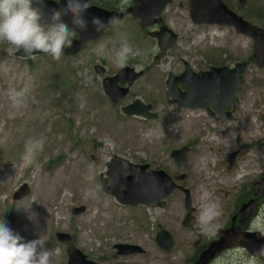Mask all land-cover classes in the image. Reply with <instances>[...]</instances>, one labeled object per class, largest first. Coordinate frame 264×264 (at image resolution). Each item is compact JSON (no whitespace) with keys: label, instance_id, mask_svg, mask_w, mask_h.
Instances as JSON below:
<instances>
[{"label":"rangeland","instance_id":"374dc122","mask_svg":"<svg viewBox=\"0 0 264 264\" xmlns=\"http://www.w3.org/2000/svg\"><path fill=\"white\" fill-rule=\"evenodd\" d=\"M224 1L239 14L249 13V8L264 10V0H247L242 7L238 0ZM91 3L118 9L132 6V0ZM160 17V24L141 29L139 19L129 15L77 56L61 55L59 60L48 54L18 58L15 46L0 41V219L24 241L45 236L53 264L68 261L66 245L55 237L58 232L69 234L75 247L98 264H182L201 231L197 217L202 192H210L219 204L222 215L216 223L224 224L243 190L264 173V69L252 59V39L229 27L195 25L188 0H170ZM160 26L176 34L177 40L156 64L158 46L149 33ZM125 41L140 54L123 67L143 75L125 99L113 104L103 92L102 80L123 68L115 62V53ZM101 45L107 55L98 54ZM242 62L247 71L236 93L239 108L232 120L220 123L202 109L178 110L167 102V76L181 74L185 64L197 73ZM95 65L104 67L105 73L96 74ZM25 85L29 91L23 105L13 107L7 92ZM135 100L151 105L156 118L123 115L121 109ZM39 138L45 141L43 150L32 165L21 169L26 141ZM183 146L189 153L186 166L179 168L170 152ZM112 156L148 164L171 177L184 174L185 181L178 184L190 191L194 208L188 227L181 225L186 210L184 194L178 190L162 209L120 205L104 194L100 176L106 178V163ZM23 184L29 193L13 199ZM81 206L85 211L74 216L72 210ZM259 216L264 218V205ZM158 225L175 240L172 250L157 244ZM123 243L138 245L144 253L116 256L113 246ZM218 264L264 262L236 252Z\"/></svg>","mask_w":264,"mask_h":264},{"label":"water","instance_id":"95a60500","mask_svg":"<svg viewBox=\"0 0 264 264\" xmlns=\"http://www.w3.org/2000/svg\"><path fill=\"white\" fill-rule=\"evenodd\" d=\"M88 1V0H87ZM65 0H44L45 14H49L50 9L63 8ZM170 0H132V6L124 12L105 10L96 6H89L83 14L84 19L88 21V27L85 31L75 29L77 38H72V46L63 49V56L74 57L82 52L87 44L100 40L105 32L112 26L109 25L104 31L96 32L91 25L93 16L100 17L104 21L115 18L121 20L126 14L139 19L141 29L149 28L161 23L160 14L168 5ZM247 0H238V5L243 6ZM190 9V18L195 25H217L232 27L237 34L247 36L252 39L254 44L253 61L264 69V30L245 21L241 16L230 10L222 0H188ZM64 22L71 25V17L64 16ZM151 38L156 39L159 54L154 62L157 64L160 56H164L166 51L171 49L177 35L170 31L166 26H160L158 31L149 33ZM6 45L13 46L5 43ZM42 52H34L32 57L44 55ZM15 56L22 59L26 57L23 49L17 50ZM247 63H237L232 69L225 66L209 67L208 71L192 72L188 64H185L184 71L179 75L168 74L165 81L166 100L169 104H175L178 110L181 109H202L209 116L215 117L217 121L223 123L232 120V114L239 107L235 94L242 85V76L246 72ZM94 71L98 75L105 73V68L101 65H95ZM143 75V71H135L134 68L125 66L115 75L105 77L102 80L104 94L111 103L118 104L125 99L129 93L130 87ZM182 84L184 90L178 86ZM122 85V86H120ZM232 105V111L226 112V109ZM152 106L144 104L140 100L124 106L121 109L123 115L139 117L143 119H155L156 114L151 112ZM213 109V112L212 110ZM218 115V117H216ZM189 147L183 146L170 152V158L179 168L185 167ZM235 153L230 156L231 161ZM106 178L100 176L101 189L104 194L113 197L120 205L124 206H144L164 208L166 199L174 191L179 190L184 194V207L186 215L182 221V227H187L192 221L193 211L191 205L190 191L178 181L185 180L184 174L178 177H171L165 171L160 169L152 170L148 164H133L118 156L112 158L106 163ZM258 191L252 199L243 203L239 209L241 215L240 226L244 225L249 216L254 212V202L264 194V176L258 182ZM29 193L27 184H23L14 194L13 199L26 197ZM85 211L83 206L74 208L72 214L77 216ZM239 226V227H240ZM231 228L223 232L222 236L212 242L209 247L201 253L194 264H208L212 257L222 250L232 246L237 239H241V246L248 249L250 254L264 246V237L258 232L241 234L240 228ZM231 232V234H229ZM56 239L66 245L68 256L67 264H98L90 261L78 250L67 233L58 232ZM157 244L165 251L172 250L176 243L170 234L160 225L156 228L155 236ZM117 255L126 256L140 254L143 249L138 245L116 244L114 245ZM264 262V258L259 257Z\"/></svg>","mask_w":264,"mask_h":264},{"label":"clouds","instance_id":"9594fccd","mask_svg":"<svg viewBox=\"0 0 264 264\" xmlns=\"http://www.w3.org/2000/svg\"><path fill=\"white\" fill-rule=\"evenodd\" d=\"M89 8L87 0H65L63 8L50 9L46 15L44 0H0V41L15 46L17 50L23 49L26 57H32L34 52L48 54L54 60H59L63 49L72 46V37L75 29L85 31L88 21L83 14ZM71 17V25L64 22L63 17ZM115 18L108 21L93 16L91 25L96 32L104 31L105 28L115 23ZM98 54L107 55L104 45L97 50ZM140 54L127 41L115 53V62L118 66L126 65L130 57ZM29 86L22 89L12 88L7 96L13 107L23 105ZM44 139H29L24 146L21 156L20 168L25 169L32 165L39 151L43 150ZM91 179V177H88ZM201 206L197 217L202 234L216 235L219 225L216 223L222 215V209L213 199L210 192L204 190L200 196ZM253 227L264 237V218L258 214L253 221ZM47 239L40 236L31 241L14 233L3 219H0V264H53V253L45 247ZM253 259L264 258V246L252 254Z\"/></svg>","mask_w":264,"mask_h":264},{"label":"flooded vegetation","instance_id":"af4514ba","mask_svg":"<svg viewBox=\"0 0 264 264\" xmlns=\"http://www.w3.org/2000/svg\"><path fill=\"white\" fill-rule=\"evenodd\" d=\"M89 1L93 2L94 0H88L87 3H89ZM115 1V0H113ZM88 4L89 6H96V7H100L102 9H105V10H110V11H117V12H124L130 5L127 6V8H123V9H118L116 8L114 5H111V6H108V5H103L101 3H91ZM238 5V4H237ZM244 6V5H243ZM238 7H242V6H239ZM232 10V9H231ZM233 11V10H232ZM235 12L237 15L241 16L238 12L236 11H233ZM127 16H129V14H126L122 19H125ZM244 20H246L243 16H241ZM121 19V20H122ZM254 24V23H253ZM252 24V25H253ZM255 26V25H254ZM257 27V26H256ZM260 28V27H259ZM262 29V28H261ZM264 30V29H263ZM78 36L76 35V38ZM242 63H245V62H242ZM237 64V63H236ZM235 66V64L230 67V66H225L229 69H232L233 67ZM247 70V69H246ZM122 86V85H120ZM180 87L181 90H184V86L182 84H179L178 85ZM239 108V107H238ZM213 110V109H212ZM238 110V109H237ZM232 111V105L229 106L227 109H226V112H231ZM237 111H235L232 116L234 117V114L236 113ZM216 117H218V115H216ZM215 118V117H213ZM216 119V118H215ZM233 119V118H232ZM217 121V120H216ZM230 121V120H229ZM219 122V121H218ZM221 123V122H220ZM237 140H240V138H238ZM237 152H235L236 154ZM238 154V153H237ZM236 154V155H237ZM235 155V157H236ZM236 160V158H235ZM251 163V166L253 164L254 161H252V158L249 159ZM264 176V173L258 177L257 180H255L254 182H252L247 188H245L243 190V192L241 193V196L237 199V202L235 203L234 205V208L232 210V212L229 214V220L227 219V221L224 223V224H218L219 225V231H218V234L216 235H212V236H209V235H205V234H202L201 231L195 236V239L192 243V246H193V249L194 251L189 253L187 256L185 255L184 257V260L182 262V264H194L196 262V260L199 258V256L201 255V253L203 251H205L209 245L218 240L221 236H222V233L223 232H226V231H229L232 227L233 228H237L240 226V220H241V215L240 213L238 212L241 205L247 201H249L250 199H252L254 197V195L257 193L258 191V182L262 179V177ZM174 178V177H173ZM178 183V182H177ZM177 191V190H176ZM179 191V190H178ZM181 192V191H180ZM243 198H248L247 200H244ZM192 205V204H191ZM264 205V194L260 196V198H257L254 202V212L249 216L248 220H246L245 224L240 226V230L239 232L241 234H245V233H253V232H256L254 229H252V223L253 221L256 219V217L258 216V214L260 213V209H261V206ZM193 208V206H192ZM194 209V208H193ZM194 213V211H193ZM193 220V218H192ZM192 222V221H191ZM190 222V223H191ZM189 223V224H190ZM188 224V225H189ZM188 227V226H187ZM185 227V228H187ZM157 228V227H156ZM231 234V232L229 233ZM176 243V242H175ZM123 244H128V243H123ZM131 245H135V244H131ZM176 246V245H175ZM113 249L115 250L114 246H113ZM236 252L238 253H243V254H246L247 256L249 255V257H253L252 254L249 253L248 249H246L244 246H241V239H237L234 244L224 250H222L221 252L219 253H216L212 259H210L208 261V264H218V262H220L221 260H223L224 258L228 257L229 254L233 253L235 254ZM144 253V250L142 252V254ZM141 254V253H140ZM116 256L117 255V251H116ZM133 255V254H132ZM107 259V258H106ZM260 260L262 261V259H260L259 257L255 258V260ZM263 262V261H262Z\"/></svg>","mask_w":264,"mask_h":264},{"label":"trees","instance_id":"16d2710c","mask_svg":"<svg viewBox=\"0 0 264 264\" xmlns=\"http://www.w3.org/2000/svg\"><path fill=\"white\" fill-rule=\"evenodd\" d=\"M224 2L227 4V6L230 9H232L233 11H235V9L233 8V4L231 2H229V1L228 2L227 1H224ZM248 11H250V12L249 13H242L240 15L243 16L249 22H252L256 26L264 29V10H262V9H254V8H252V10H251L249 8ZM243 199L244 200H247L248 198H243Z\"/></svg>","mask_w":264,"mask_h":264}]
</instances>
